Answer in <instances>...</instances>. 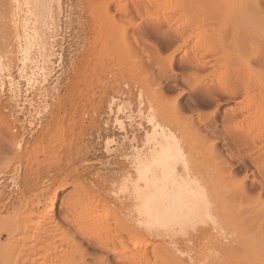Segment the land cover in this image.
I'll return each instance as SVG.
<instances>
[{
  "label": "rangeland",
  "instance_id": "374dc122",
  "mask_svg": "<svg viewBox=\"0 0 264 264\" xmlns=\"http://www.w3.org/2000/svg\"><path fill=\"white\" fill-rule=\"evenodd\" d=\"M242 1H228L227 10L224 6V12H219L220 17L216 15L215 19V15L206 12V20L204 9H197L203 16L197 13L199 17L194 22L200 32L189 44L181 46L176 30L180 27L182 32L177 31L181 33L180 38L184 37L187 28L183 22L189 17L184 14L187 10L188 14L192 13L195 8H186L179 0L171 12L157 11V15L148 6H141L146 4L132 0H0V264L11 255L10 263L6 264H34L24 257L17 258L24 252L23 241L19 235L8 238L7 232L23 225L17 212H22L26 203L43 200L34 211H39L36 214L40 216L46 212L51 198L55 201L54 210L48 214L54 221L52 231L62 229L55 235L60 239L55 245L58 257L72 258L75 264H212L211 261L264 264V215L260 211L264 212V178L260 175L264 171V154L259 155L257 148L253 150L241 143V137H255L257 128L262 135L256 132L259 135L256 138L264 139V108L260 107H264V90L261 91L264 67L259 71L255 66L251 75L245 71V76H236L242 79L235 78L252 90L263 85L259 89L262 96L251 104L258 113L255 108L249 111L245 86L240 88L242 84L234 83L232 76L229 78L233 87L237 86L239 91L233 99L222 96L223 90L233 88L232 82L228 78L226 82L219 80L220 74H217L221 70L220 73L226 70L230 73L236 69L234 55L222 56L221 49L232 48L234 39L237 38V45L248 33L253 42H244L247 48L243 52L252 56L253 63L258 54L259 58L264 56V0L258 4L252 1V6L251 0ZM238 6H242L244 15L229 22L224 14L235 11ZM184 8L186 13H182ZM166 12L169 13L165 15ZM111 17L113 21L109 20ZM173 17L177 19L171 21ZM222 19L226 22L223 25H231L225 27L230 36L227 33L224 39L218 33L223 26ZM239 28L248 32H238ZM202 52L209 59L205 69L193 63L194 56ZM191 56L192 60L188 61ZM223 83L229 84L228 87ZM235 102L240 104L233 110ZM246 105L250 107L247 114L255 111L262 120L254 123L256 126H244L246 118L243 117L247 114L241 115ZM209 123L213 125L207 131ZM169 133L173 138L166 141L164 135L170 136ZM13 146L19 152L13 151ZM157 157L158 162L154 160ZM132 179L137 184L135 189L129 186ZM153 180L168 188V201L178 203L174 202L176 207H172V212L176 208L177 214L182 212H178V205L186 203L182 209L185 214L172 215L164 227L153 225L154 236L148 239L152 247L147 249L146 258L128 260L115 236L122 238L127 246L128 234L138 231L140 222L146 219L140 195ZM259 180L263 189L259 187ZM64 183L68 184L66 188H62ZM183 187L193 189L198 197L206 187L209 198L229 203L226 211L223 208L213 211L216 225L207 220L209 229L206 228L201 198L195 197L196 202H190ZM126 201L129 207L118 210L117 204ZM96 206L101 214L109 215L121 225L113 228V234H99L97 227L93 231L91 223L82 218V212H90ZM77 214L82 219L76 227L64 221ZM213 226L218 228L212 229ZM208 231L209 235L212 233L210 237L205 236ZM160 236L165 237L160 239ZM233 239L242 245H235ZM202 256L211 261L205 258L202 261Z\"/></svg>",
  "mask_w": 264,
  "mask_h": 264
},
{
  "label": "bare ground",
  "instance_id": "6f19581e",
  "mask_svg": "<svg viewBox=\"0 0 264 264\" xmlns=\"http://www.w3.org/2000/svg\"><path fill=\"white\" fill-rule=\"evenodd\" d=\"M132 1H134V2H136L137 4L138 3H144V5L146 4V6H143V5H141L142 7H149V9L151 10V12L152 13H157V11L158 12H160V11H163V10H171L172 11V8L174 9V7H177L176 6V2L178 1V0H132ZM228 1H230V2H232V0H179V2H180V4L182 3L183 5L185 4V7L187 8V7H189L190 8V6H193L194 8H195V11L193 10V11H191L192 13H189L188 14V10L186 11L185 10V8L182 10V11H184V12H182V13H186V14H184V15H186V16H189L188 17V19L186 18L185 19V22H183V20H182V22L183 23H185L183 26L184 27H186L187 28V33L184 31V29H183V31L186 33L185 35H182V36H184V37H182V38H180V35H181V33L180 32H182L181 30L182 29H179L180 27H178V29L180 30V32H178L177 30H176V28H175V30H176V32H177V34L179 35V38L178 39H180L179 41H180V45L181 46H184V45H187V44H189L190 43V41H192L191 39L193 38L194 39V37H197L196 35L200 32V29L195 25L196 23H194V22H196V20L198 19V17H199V15L198 14H200L201 15V17H203L202 16V14L200 13V12H198L197 11V9H199V8H202L201 10H203L204 9V13H205V19H206V15L207 14H210V16H211V14H213L212 16H214V19L215 18H217V16L219 15V17H220V13L222 14L224 11H222L223 9H225V10H227V3H228ZM245 1V0H244ZM244 1H242V2H244ZM255 3V4H258L259 3V0H251V6H252V3L253 2ZM249 2V1H248ZM241 4H243V3H241ZM250 4V3H249ZM254 4V5H255ZM188 5V6H187ZM244 5V4H243ZM225 6V8H223ZM245 6V5H244ZM257 6V5H256ZM241 7L242 6H238V9H235V11H233L234 9H232L231 11H233V12H229L228 14H224V15H226V18L228 19V21L230 22H232V20H237L236 18H238L239 17V15L240 14H243V12L241 13ZM141 8V7H140ZM192 8V7H191ZM194 8H192V9H194ZM220 9H221V11H220ZM241 9V10H240ZM143 10V9H142ZM248 10V9H247ZM147 11V10H146ZM170 11V12H171ZM175 11V10H174ZM177 11H179V10H177ZM186 11V12H185ZM197 11V12H196ZM243 11H245V8L243 9ZM104 12H105V10H104ZM108 11H106V13H107ZM147 12H149V13H147V14H151L152 15V13L150 12V11H147ZM165 12V11H164ZM202 12V11H201ZM206 12H207V14H206ZM220 12V13H219ZM248 11H245V13H247ZM109 13V12H108ZM107 13V14H108ZM142 13V12H141ZM144 13V12H143ZM162 13V15L164 14L163 12H161ZM160 13V14H161ZM169 13V12H168ZM167 12L165 13V15L166 14H168ZM182 13H180V15L182 14ZM198 13V14H197ZM104 14V13H103ZM158 14V13H157ZM156 14V15H157ZM174 14V13H173ZM154 15V14H153ZM197 15H198V17H197ZM217 15V16H216ZM224 15H222V16H224ZM244 15V14H243ZM104 16V15H103ZM111 16V15H110ZM110 16H108V17H110ZM144 16V15H143ZM147 16V15H146ZM176 16H177V13H176ZM262 16H263V14H262ZM261 16V17H262ZM105 17V16H104ZM107 17V18H108ZM157 17V16H156ZM241 17V16H240ZM153 18V17H152ZM163 18V17H162ZM164 18H165V16H164ZM163 18V19H164ZM166 18H167V16H166ZM168 18H170V17H168ZM174 18V17H173ZM213 18V17H212ZM245 18V17H244ZM264 18V17H263ZM112 19V17L111 18H109V20L110 21H113V20H111ZM157 19V18H156ZM163 19H161V20H163ZM177 19V18H176ZM175 18H174V20H171V21H175L176 20ZM184 19V18H183ZM211 19V18H210ZM221 19V18H220ZM227 19H226V21H227ZM248 19V18H247ZM262 19V18H261ZM106 20V19H105ZM108 20V21H109ZM152 20V19H151ZM158 20V19H157ZM169 20V21H170ZM186 20H187V22H186ZM202 20H204V19H202ZM201 20V21H202ZM206 20H208V18L206 19ZM241 20V19H240ZM109 21V22H110ZM165 21V20H164ZM171 21H170V23H171ZM224 20L222 19V24L221 25H223V23L225 22H223ZM108 22V23H109ZM162 22V21H161ZM182 22H180V24L182 23ZM200 22V21H199ZM207 22V21H206ZM228 22V23H229ZM242 22H245L244 20L242 21ZM248 21H246V23H247ZM263 22V21H262ZM261 22V23H262ZM160 23V22H159ZM158 23V24H159ZM172 23H174V22H172ZM179 23V22H178ZM182 23V24H183ZM187 23V24H186ZM202 23V22H201ZM205 23V22H204ZM220 23V22H219ZM226 23V22H225ZM224 23V24H225ZM241 23V22H240ZM158 24H156V26H158ZM168 24V23H167ZM208 24V23H207ZM206 24V25H207ZM232 24V23H231ZM252 25L254 24V22L253 23H251ZM164 25V24H163ZM166 25V24H165ZM199 25H200V23H199ZM218 25V24H217ZM216 25V26H217ZM248 25H250V24H248ZM251 25V26H252ZM259 25H261V24H259ZM258 25V26H259ZM161 26V25H160ZM159 26V27H160ZM167 26V25H166ZM166 26H164L165 28H166ZM178 26V25H177ZM201 26H202V24H201ZM203 26H205V25H203ZM219 26V25H218ZM226 26H228V25H223V26H220L219 27V29H218V33H220V37H223V39H224V37L226 36V34L228 33V32H226V30H228L227 28H225ZM229 26H231V25H229ZM228 26V27H229ZM233 26V25H232ZM247 26V25H246ZM255 26V25H254ZM182 27V26H181ZM183 27V28H184ZM210 27V26H209ZM245 27V26H244ZM243 27V28H244ZM260 27V26H259ZM157 28V27H156ZM160 28H162V27H160ZM174 28V27H173ZM203 28V27H202ZM234 28V27H233ZM249 28V27H248ZM256 28H257V26H256ZM263 28H264V25H263ZM245 29H246V27H245ZM250 29V28H249ZM248 29V30H249ZM126 30V29H125ZM173 30V29H172ZM236 30V29H235ZM242 30H244V29H238V32H241ZM256 30H258V29H256ZM168 31V30H167ZM166 31V32H167ZM209 31V30H208ZM172 32V31H171ZM183 32V33H184ZM204 32V31H203ZM231 32V31H230ZM248 32V31H247ZM246 31L245 32H243L242 31V33L244 34V33H247ZM259 32H260V29H259ZM119 33V32H118ZM117 33V34H118ZM127 33V32H126ZM204 33H206V31L204 32ZM208 33V32H207ZM206 33V34H207ZM242 33H241V35H239L240 37L242 36ZM251 33V32H250ZM253 33H254V30H253ZM253 33H251V34H253ZM258 33V32H257ZM171 34V33H170ZM238 34H240V33H238ZM249 34V33H248ZM247 34V35H248ZM256 34V33H255ZM262 34V33H261ZM264 34V33H263ZM176 35V34H175ZM213 35V34H212ZM227 35H229V33L227 34ZM232 35V34H231ZM235 35H237V33L235 34ZM246 35V36H247ZM118 36H120V35H118ZM201 36H203V35H201ZM205 36V35H204ZM211 36V35H210ZM230 36V35H229ZM234 35H232V37H233ZM246 36H242L243 38L244 37H246ZM249 36V35H248ZM259 36H261V35H259ZM199 37V36H198ZM206 37H207V35H206ZM214 37V36H213ZM232 37H230V38H232ZM236 37H238V36H236ZM240 38L238 41V43H237V45H236V40H237V38H236V40L234 39V41H235V46L233 47V45H234V41L233 42H231L232 40H233V38H232V40H230V42H231V47L232 48H230V49H225L224 51H223V49L224 48H222L221 50V52H222V56H228V55H230L231 54V56H233V58L232 59H234V63H235V60H236V65H235V67H236V69L235 70H231V75H229L230 73H228L227 71H230V70H226V69H224V70H226V73H217V74H220V75H218V78H219V80H222V81H225L226 82V79H227V81L230 79V81L232 82V87H233V81L231 80V78H229V76H232V79H233V77H234V83L237 81L235 78H239V79H242V77L241 76H245V71H248V74H250L251 72V70L252 69H255V66H257L258 68H259V71H262L261 69H260V67H264V56H262V58H259V57H261V56H259L260 54H258V53H256V56L255 57H257V54H258V58H254V63L252 62V56H250L249 57V55L246 53V52H243V51H245L243 48L244 47H246L245 45H244V42L246 43H248V41H249V43H251L252 44V42H253V40H252V42H250L251 41V39H252V36L250 37V39H249V37L248 38H244V40H243V38ZM258 37V36H257ZM263 37V36H262ZM176 38V37H175ZM174 38V36H173V39H175ZM208 38V37H207ZM212 38V37H211ZM228 38V36L226 37V40H229V38ZM235 38V37H234ZM239 38V37H238ZM256 38V37H255ZM259 38V37H258ZM264 38V37H263ZM205 39V38H204ZM209 39V38H208ZM207 39V41H209ZM254 39V38H253ZM260 39L262 40V38L260 37L259 38V41H260ZM246 40V41H245ZM248 40V41H247ZM205 41V40H204ZM255 42H256V39L254 40ZM263 41V40H262ZM176 42V41H175ZM210 42V41H209ZM209 42H208V44H209ZM254 42V43H255ZM194 43V42H193ZM195 43H196V41H195ZM204 43V42H203ZM212 43V42H211ZM192 44V43H191ZM205 44H206V42H205ZM233 44V45H232ZM196 45V44H195ZM207 45V44H206ZM221 45V44H220ZM244 45V46H243ZM199 46V45H198ZM198 46H196V48H198ZM204 46V45H203ZM202 46V47H203ZM222 46V45H221ZM180 47V46H179ZM192 47V46H191ZM200 47V46H199ZM201 47V48H202ZM208 47V46H207ZM181 48V47H180ZM204 48V47H203ZM202 48V49H203ZM210 46H209V50H210ZM247 48V47H246ZM249 48H250V46L248 47V49L247 50H249ZM201 49V50H202ZM207 49V48H206ZM197 50V49H196ZM200 50V49H199ZM199 50H197L196 51V53L197 52H199ZM205 50V49H204ZM190 51H191V49H190ZM195 51V50H194ZM209 52L210 51H208L207 53L209 54ZM250 52V51H249ZM248 52V53H249ZM256 52V51H255ZM258 52V51H257ZM206 52H202L200 55H198V56H194V61H193V63H195V65L197 66V67H200V68H204L205 67V65H207L209 62H208V60H206L205 59V56H206V54H207ZM211 53V52H210ZM246 53V54H245ZM259 53H261V52H259ZM190 54H192L191 52H190ZM264 54V53H263ZM186 55V54H185ZM194 55H195V53H194ZM252 55V54H251ZM193 56V55H192ZM192 56H191V59H189L188 61H190V60H192ZM209 57H210V55H208ZM253 56V57H254ZM188 57V56H187ZM190 57V56H189ZM230 57V56H229ZM206 58H207V56H206ZM188 58H186V60H187ZM213 59V58H212ZM215 59H218V58H216L215 57ZM231 59V58H230ZM230 59H228V60H230ZM255 59H258V60H256L255 61ZM211 60V59H210ZM187 61V62H188ZM207 61V62H206ZM216 61V60H215ZM187 62H185V63H187ZM211 62V61H210ZM219 62V61H218ZM184 63V64H185ZM189 63V62H188ZM192 63V62H191ZM190 63V64H191ZM207 63V64H206ZM216 63V62H215ZM252 63H253V65L254 66H252L251 67V65H252ZM218 64V63H217ZM232 64V65H233ZM193 65V64H192ZM216 65V64H215ZM215 65H213L212 64V66H215ZM194 66V65H193ZM254 67V68H253ZM191 69H192V66L190 67ZM213 68V67H212ZM215 68V67H214ZM231 68H233V67H230V69ZM194 69V68H193ZM205 69V68H204ZM203 69V70H204ZM234 69V68H233ZM213 70H217L216 68L215 69H213ZM256 70V69H255ZM190 71V70H189ZM207 71V70H206ZM209 71V70H208ZM200 72V71H199ZM203 72V71H202ZM198 73V72H197ZM208 73V72H207ZM211 73V72H210ZM209 74V73H208ZM238 74L239 75H241V76H239V77H236V76H238ZM242 74H244V75H242ZM247 74V73H246ZM248 74H247V76L246 77H248ZM199 75V74H198ZM198 75H197V77H198ZM205 75V77H206V75L207 74H204ZM211 75V74H210ZM213 75V74H212ZM251 75V74H250ZM249 75V76H250ZM253 75V74H252ZM203 76V75H202ZM201 76V77H202ZM214 76H215V74H214ZM207 77H209V75H207ZM246 77H244V78H246ZM250 77H252V76H250ZM212 78V77H211ZM243 78V79H244ZM201 79H203V78H201ZM206 79V78H205ZM238 79V80H239ZM248 79V78H247ZM217 80V79H216ZM249 80H251L250 78H249ZM208 81V80H207ZM209 81H210V79H209ZM212 81V80H211ZM241 80H239V81H237L236 83H243V82H240ZM243 81V80H242ZM244 81H245V79H244ZM259 81V80H258ZM199 82V81H198ZM201 82V81H200ZM204 82V81H203ZM252 82V81H251ZM264 82V81H263ZM208 83V82H207ZM229 83V82H228ZM246 83V82H245ZM249 83V82H248ZM247 83V84H248ZM200 84V83H199ZM204 84V83H203ZM223 84H226V85H223ZM222 85L223 86H226V87H228V85L229 84H227V83H223ZM240 84V85H241ZM244 84V83H243ZM241 85L240 86V88L243 86V88H244V86L246 85ZM249 84H251V83H249ZM261 84V83H260ZM209 85V84H208ZM218 85V84H217ZM221 85V86H222ZM231 85H230V88H231ZM263 85H264V83H263ZM263 85H261V86H263ZM222 86V87H223ZM234 86H235V84H234ZM261 86H259L258 85V90L260 89V87ZM201 87V86H200ZM202 87H204L203 85H202ZM201 87V88H202ZM209 87V86H208ZM236 87L237 86H235V88L233 87V88H231V89H227V90H223L222 91V93L221 94H223L222 96H224V95H226V98H227V96H229V97H231L232 99H233V97L232 96H236L237 94V92L239 91L238 90V88L236 89ZM264 87V86H263ZM262 87V89H261V91L262 90H264V88ZM205 88V87H204ZM251 87H249V86H245V89H244V92H245V94H246V96H245V98H246V104L248 105V106H250L251 107V109H249V111H252V110H254L253 108H255L256 110V112L258 111L257 110V108H256V106L254 107L253 105L256 103V101H257V99H258V97H260V96H262V94L264 93V91H263V93H261L260 92V90L258 91V90H255L254 88H253V90L252 89H250ZM206 89V88H205ZM225 89V88H224ZM215 90V89H214ZM255 90V91H254ZM205 91V90H204ZM241 91V90H240ZM217 92V91H216ZM218 93H220L219 91H218ZM260 93V94H259ZM244 94V93H243ZM216 95V94H215ZM240 95H241V93H240ZM221 96V97H222ZM217 97V96H216ZM230 98V99H231ZM212 99H214V98H212ZM217 99V98H216ZM215 100V99H214ZM229 100V99H228ZM241 100H242V98H241ZM256 100V101H255ZM227 101V100H226ZM235 101V100H234ZM239 101V100H238ZM259 101V100H258ZM216 103L217 102H219L218 100L217 101H215ZM225 102V101H224ZM233 102V101H232ZM255 102V103H254ZM260 102V101H259ZM215 103V105L217 106V104ZM223 103V102H222ZM254 103V104H253ZM258 103V102H257ZM240 104V102H235L234 103V108H233V110L234 109H236L238 106L237 105H239ZM251 104H253V105H251ZM219 105V104H218ZM247 105H246V111L245 112H242V113H244V114H242L241 116H245V113L247 114V110H248V108H250V107H248L247 108ZM256 105H258V104H256ZM259 107V106H258ZM260 107H262V108H264L263 106H260ZM259 107V108H260ZM214 109V108H213ZM261 109V108H260ZM199 110V109H198ZM229 110H231V109H229ZM238 111H240L239 109H237ZM262 110H264V109H262ZM228 111V110H227ZM254 111V113H252V112H250V114L248 113L247 115H246V117H243L244 119L246 118V120H244L245 122H246V124L244 125V126H248V127H252L253 125H257V124H254V123H256L257 121L260 123L262 120H260L259 119V116L257 115H255V112ZM231 112V111H230ZM232 112H234V111H232ZM228 113V112H227ZM258 113V112H257ZM262 113V112H261ZM260 114V113H259ZM263 115H264V112L262 113ZM210 115H212V114H210ZM234 115H235V113H234ZM240 117V116H239ZM261 117H262V115H261ZM237 117H235L234 119H236ZM239 119V118H238ZM240 119H241V117H240ZM263 119V118H262ZM149 120H150V118H149ZM152 120V119H151ZM207 121V120H206ZM213 121H214V119H213ZM257 122V123H258ZM207 123V122H206ZM205 123V124H206ZM211 123H213V122H211ZM211 123H209L208 125H207V131L209 130V128H211L212 127V125L213 124H211ZM232 123V122H231ZM262 124H263V122H262ZM204 125V124H203ZM234 125V124H233ZM241 125H243V124H241ZM230 126V125H229ZM215 127V126H214ZM241 127V126H240ZM234 128H236V126H234ZM242 128V127H241ZM246 128V127H245ZM244 128V129H245ZM261 128V127H260ZM238 129H239V127H238ZM253 130L255 129V128H252ZM251 129V130H252ZM262 129H264V127L262 128ZM214 130H215V128H214ZM251 130H250V132H251ZM202 131V130H201ZM263 131V130H262ZM247 132V131H246ZM257 133H259V131H258V128H257V131H256ZM255 132V137L254 136H247V137H244V138H242L241 137V139H240V137L238 136V139L239 140H241V143H243L244 145L246 144V145H248L249 147H252V149L253 150H255L253 147H255V148H257L256 150H257V154H259V155H263L264 154V139L262 140L261 138H258V139H260V140H262V141H258V139L256 138L257 136H259L260 134H261V132L259 133V135L257 134ZM235 133H236V130H235ZM245 131H243V135L245 136ZM254 133V132H253ZM253 133H251V134H253ZM263 133V132H262ZM170 134V133H169ZM240 134V133H239ZM235 135V134H234ZM262 135V134H261ZM264 136V135H263ZM263 136H262V138H263ZM164 137H165V140L166 141H168V139H171L172 140V138H173V136L170 134V136H168L167 135V137L164 135ZM261 137V136H260ZM238 139H237V141H238ZM165 141V143H167ZM257 142L259 143L258 145H257ZM257 145V146H256ZM242 146V145H241ZM12 149H13V151H15V152H19V149L17 148V147H12ZM12 149H11V151H12ZM251 149V148H250ZM250 150V151H253V150ZM5 149L4 148H2L1 147V151H2V153H4L3 151H4ZM249 151V152H250ZM254 152H256V151H254ZM1 153V154H2ZM246 153V152H245ZM248 153V152H247ZM246 153V154H247ZM16 154V153H15ZM253 154V153H252ZM244 154H242V156H243ZM241 156V157H242ZM249 156V155H248ZM239 157V156H238ZM261 157V156H260ZM159 157H157V158H155L154 160L156 161V162H158L159 161V159H158ZM161 159V158H160ZM240 160V159H239ZM260 160H262V158L260 159ZM262 162V161H261ZM261 162L259 161V163L261 164ZM263 162H264V160H263ZM244 163V162H243ZM238 164H239V162H238ZM264 164V163H263ZM241 165H242V163H241ZM259 166V165H258ZM261 167H263L262 165H261ZM255 168L256 169H258V167H256L255 166ZM254 169V168H253ZM260 169V168H259ZM264 169V168H263ZM239 170H241V169H239ZM261 170V169H260ZM246 174V173H245ZM260 175L264 178V171H262L261 173H260ZM233 176V175H232ZM244 176V175H243ZM257 177V176H256ZM233 178H236V177H234L233 176ZM245 181H247V175H245ZM239 181H240V179H238ZM242 180V179H241ZM242 181H244V180H242ZM241 181V182H242ZM260 181H262V180H259V184L261 185H259V187H260V189L262 188L263 189V186H262V182H260ZM241 182H240V184H241ZM157 183V180H153V182L152 183H147L146 185H145V187H144V192L140 195V197H142L143 198V200H144V202H143V206L146 208V213H145V215H146V219L145 220H142L141 222H140V225H139V227H138V231H136V232H133L132 234H128V237H129V242H128V245L126 246L125 244H124V240L122 239V238H120L119 236H115V239H116V243L118 244V246H120V248L122 249V254L123 255H125V257L128 259V260H140V261H142L143 259H145L146 258V253H147V249L149 248V247H152V244L148 241V239L149 238H152L154 235H153V233H154V228H153V225H155V224H160L161 225V227H164V226H166L169 222H170V217L172 216V215H180V213L183 215V214H185L184 212H183V205H185L186 203H182L181 205H178V206H180V208L178 207V212H180V211H182V212H180V213H178L177 214V208H176V211H175V213L174 212H172V207H174V202H176V201H174L173 202V204L170 202V201H168V193H169V190H168V188H164V187H161V186H159V185H157L156 184ZM212 184V183H211ZM211 184H210V186H211ZM216 184V183H215ZM243 184V183H242ZM264 184V183H263ZM213 185H214V183H213ZM253 185H254V183H253ZM68 186V184L67 183H64L63 185H62V188H66ZM129 186H130V188L131 189H135L136 188V186H137V184H136V182L135 181H133V179L129 182ZM245 186V185H244ZM251 186H252V184H251ZM255 186V185H254ZM243 187V186H242ZM258 187V188H259ZM179 188H181V187H179ZM187 188H189V187H187ZM191 188V187H190ZM252 188V187H251ZM207 189H210V188H207ZM211 189H213L212 187H211ZM239 189V188H238ZM243 189H244V187H243ZM241 190V189H240ZM176 191H177V187H176ZM175 191V192H176ZM182 191H184L185 192V194L187 195V200L188 199H190V202H191V200H195V197H198V196H196L197 195V193L195 194V192L193 191V189H184V187L182 188ZM181 191V192H182ZM208 191L209 190H207V192H206V187L204 188V190H203V193H201V196L200 197H198V198H201V199H199L200 201H202L201 203H203L202 205H203V208H204V210H205V219L206 220H204V223H205V226H206V228H208L207 227V225H206V223H208V221H210V222H214L213 221V219H214V217H215V212H213L216 208L217 209H220V211H221V209L223 208V209H225L226 208V206L229 204H226V202H222V201H219V200H217V199H213L212 197H210V198H212L211 200H210V198H209V196L207 195V193H208ZM244 191V190H243ZM243 191H242V193H243ZM262 191V190H261ZM260 191V192H261ZM171 192H172V190H171ZM174 192V193H175ZM178 192H179V190H178ZM241 192V191H240ZM247 192V191H246ZM258 193V192H257ZM179 194H180V192H179ZM183 194V197H185L184 196V193H181V195ZM247 194V193H246ZM248 195V194H247ZM259 195V194H258ZM249 196V195H248ZM255 196V195H254ZM250 197H251V195H250ZM260 197V196H259ZM197 198V199H198ZM253 198V197H252ZM261 198V197H260ZM219 199V198H218ZM259 199V198H258ZM258 199H257V201H258ZM223 200V199H222ZM229 200V199H228ZM252 201H254L253 199H251ZM224 201H226L225 199H224ZM230 201V200H229ZM228 201V202H229ZM185 202H186V200H185ZM194 202H196V201H194ZM193 202V203H194ZM231 202V201H230ZM262 203H263V200L261 201ZM43 203V200H41V199H39V200H37V201H35V202H29V203H26L25 205H24V207H23V209H22V212H17V215L19 216H17V218L19 219V220H21V219H23V225L22 226H20V227H17V228H15V229H13V230H10V231H8L7 232V237L8 238H11V237H16L17 235H19V238H20V240H22L23 241V249H24V252L23 253H21V254H19L18 256H17V258L18 257H24V260L25 261H30L31 263H34V264H75V260H73L72 258H70V259H66V258H60V257H58V250H57V248H56V243L57 242H59L60 241V239H56L55 238V235H56V233L57 232H62V229H60V228H58V229H54V231H52V229L54 228V221L53 220H51V219H49L48 218V214L51 212V211H53L54 210V208H55V201H54V198H51L50 200H49V204H48V208H47V210H46V212L45 213H39L40 214V216L39 215H37L36 213H38V212H34L35 210H38L37 208H38V206L40 205V204H42ZM177 203V202H176ZM258 203V202H257ZM93 204V201H90V205H92ZM178 204V203H177ZM180 204V203H179ZM190 204V203H189ZM251 204H253V203H251ZM173 205V206H172ZM188 205V204H187ZM186 205V206H187ZM194 205V204H193ZM249 206V205H248ZM254 206V205H253ZM252 206V207H253ZM258 206H260V204L258 203ZM263 206V208L262 209H264V205H262ZM117 207H118V210H126L128 207H129V203H127V201L126 202H120V203H118L117 204ZM176 207V206H175ZM174 207V208H175ZM181 209V210H180ZM229 209V208H228ZM230 210V209H229ZM228 210V211H229ZM257 211H259L258 209H256ZM219 210H218V212H220ZM224 211H226V209L224 210ZM224 211H222V212H224ZM260 211H261V213H262V215H264V212L260 209ZM221 212V213H222ZM102 213V211L100 210V208L99 207H95L93 210H91L90 212H82L81 214H82V218L86 221V222H90L91 223V228H92V230H93V228H95V227H97V228H100V230L98 229L97 230V232H99V234H106V233H114V231H113V228L114 227H116V226H121V225H119L117 222H115L113 219L114 218H111L109 215H104V214H101ZM188 214V213H187ZM68 216V215H67ZM65 218V217H64ZM81 217H80V214H77V216L75 215V216H72L71 215V217L69 216L68 218H66L64 221L65 222H67L68 221V224L69 225H71L72 227H76V225H77V221L79 220V219H82ZM181 218V217H180ZM216 218V217H215ZM260 218H262V216L260 217ZM259 219V218H258ZM264 219V218H263ZM17 220V219H16ZM208 220V221H207ZM216 220H217V218H216ZM261 220V219H260ZM259 220V221H260ZM206 221V222H205ZM219 221V220H218ZM264 221V220H263ZM203 223V222H202ZM211 223V225H216L217 223H215L214 222V224H212ZM219 223V222H218ZM203 225V224H202ZM210 225V226H211ZM219 225V224H218ZM263 226V224L261 223V227ZM96 228V229H97ZM215 228V230L218 228V227H215V226H213V228L212 229H214ZM209 229V228H208ZM210 229H211V227H210ZM262 229V228H261ZM259 230H260V228H259ZM93 231H95V229L93 230ZM200 231V230H199ZM207 230L205 229L204 230V232H206ZM216 232V231H215ZM58 234V233H57ZM98 234V233H97ZM212 234V233H211ZM210 234V235H211ZM237 234V233H236ZM262 234H264V232H262ZM210 235H209V231H208V235L206 234L205 236H209L210 237ZM169 236V235H168ZM167 236V237H168ZM231 236V235H230ZM262 236V235H261ZM164 237L165 236H160L159 238L160 239H164ZM242 238L241 239H243V236H241ZM247 236H245V238H246ZM171 238V237H170ZM169 237L167 238V239H170ZM214 237H212L211 236V239H213ZM231 238H233V237H231ZM240 238V237H239ZM244 238V239H245ZM248 238V237H247ZM172 239V238H171ZM206 239H207V241L209 240L207 237H206ZM211 239H210V242H211ZM215 239V238H214ZM214 239H213V241L212 242H214ZM230 239V238H229ZM234 240V239H233ZM235 241V240H234ZM238 240H236L235 242V245L236 244H239V243H241V241H238ZM264 241V240H263ZM209 242V243H210ZM211 242V243H212ZM233 242V241H232ZM262 242V241H261ZM248 243V242H247ZM263 243V242H262ZM213 244V243H212ZM231 244H234V243H231ZM231 244H229V245H231ZM264 244V243H263ZM242 244H239V246H241ZM248 245V244H247ZM212 246V245H211ZM213 246H214V244H213ZM212 246V247H213ZM232 246V245H231ZM238 246V247H239ZM253 246V245H252ZM260 246V245H259ZM263 247L262 248H264V245H262ZM247 247V246H246ZM250 247V246H249ZM215 248V246L213 247V249ZM235 248H237V247H235ZM244 248V247H243ZM259 248V247H258ZM262 248H260V249H257V250H262ZM210 249V250H209ZM239 249V248H238ZM249 250V249H248ZM254 250H255V248H254ZM264 250V249H263ZM214 251V250H213ZM238 251V250H237ZM204 252L205 251H203V255H205L204 254ZM206 252H207V250H206ZM208 252L210 253V252H212L211 251V248H208ZM260 252V251H259ZM0 253H2V252H0ZM213 254H214V252H212ZM258 253V252H257ZM262 253H264V251H262ZM206 254H208V253H206ZM208 255H209V257H208ZM208 255H206V257H208V258H212V256H211V254H208ZM203 257V256H202ZM201 257V258H202ZM206 257L204 256L203 258H202V261H203V259L205 258L206 259ZM12 258V255L11 256H7L6 257V259H5V261H3V263L4 264H6L5 262H7V263H10V259ZM210 258V259H211ZM210 259H206V260H210ZM213 259V258H212ZM211 259V260H212ZM215 259V258H214ZM9 260V261H8ZM206 260H204V261H206ZM210 260V261H211ZM209 261V262H210ZM212 262V264H214L213 263V261H211ZM202 263H204V262H202ZM206 264H210V263H206Z\"/></svg>",
  "mask_w": 264,
  "mask_h": 264
}]
</instances>
